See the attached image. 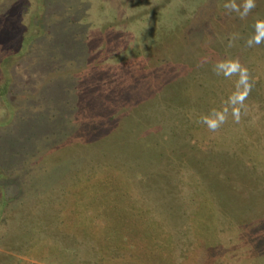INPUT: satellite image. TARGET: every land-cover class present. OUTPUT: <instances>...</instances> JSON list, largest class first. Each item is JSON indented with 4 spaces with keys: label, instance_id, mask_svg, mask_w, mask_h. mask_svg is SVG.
<instances>
[{
    "label": "rangeland",
    "instance_id": "rangeland-1",
    "mask_svg": "<svg viewBox=\"0 0 264 264\" xmlns=\"http://www.w3.org/2000/svg\"><path fill=\"white\" fill-rule=\"evenodd\" d=\"M226 2L0 0V264H264V0Z\"/></svg>",
    "mask_w": 264,
    "mask_h": 264
},
{
    "label": "clouds",
    "instance_id": "clouds-1",
    "mask_svg": "<svg viewBox=\"0 0 264 264\" xmlns=\"http://www.w3.org/2000/svg\"><path fill=\"white\" fill-rule=\"evenodd\" d=\"M230 13H236L240 19H245L256 7V0H227L223 5ZM239 39V34H233L228 47L234 46V41ZM246 46L251 48L264 44V20H257L254 24L253 34L246 40ZM217 75L225 78L237 77L235 90L229 95L221 109H213L209 114L200 117L199 122L204 124L211 132H217L228 122L231 115L235 123H240L242 116L247 115L248 109L245 101L254 87V79L249 69L242 65L239 59H223L214 65Z\"/></svg>",
    "mask_w": 264,
    "mask_h": 264
}]
</instances>
